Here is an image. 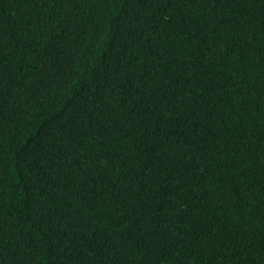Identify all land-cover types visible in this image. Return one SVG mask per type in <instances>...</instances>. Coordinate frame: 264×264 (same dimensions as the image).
I'll return each mask as SVG.
<instances>
[{
  "label": "trees",
  "instance_id": "obj_1",
  "mask_svg": "<svg viewBox=\"0 0 264 264\" xmlns=\"http://www.w3.org/2000/svg\"><path fill=\"white\" fill-rule=\"evenodd\" d=\"M0 264H264V0H0Z\"/></svg>",
  "mask_w": 264,
  "mask_h": 264
}]
</instances>
